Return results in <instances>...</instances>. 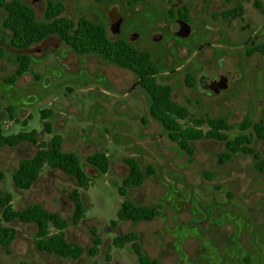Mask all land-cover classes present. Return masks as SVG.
Returning <instances> with one entry per match:
<instances>
[{
    "label": "rangeland",
    "instance_id": "374dc122",
    "mask_svg": "<svg viewBox=\"0 0 264 264\" xmlns=\"http://www.w3.org/2000/svg\"><path fill=\"white\" fill-rule=\"evenodd\" d=\"M21 1L44 20L47 0ZM59 1L64 4L60 15L74 21L85 16L103 24L111 39L121 37L149 51L160 69L157 81L171 85L172 97L187 107L188 119L225 116L232 124L226 131L231 138L245 115L264 122V54L254 48L264 41V0H144L131 6L125 0ZM182 6L188 7L190 17L185 36L176 34L178 25L168 16V9ZM225 10L231 13L222 14ZM113 11L122 17L115 30ZM3 15L0 9V44L6 49L0 59L3 132L34 129L38 141L49 143L51 133L43 129L39 110L52 109V133L61 134L62 149L78 155L91 181L87 189L79 188L84 216L76 225L69 221L65 229L67 240L84 249L79 258L38 251L35 225L14 221L5 222L17 234L8 250L0 245V264H138L130 242L112 244L115 235L129 230L137 233L149 257L164 264H264V167L259 169L251 154L237 152L218 163L223 144L206 138L191 141V153L181 150L156 121L142 122L149 99L130 70L97 53L77 54L55 34L26 49L15 48L1 26ZM18 52L31 56L30 66L14 83H5L2 77L16 67ZM187 73L194 78L193 86L184 82ZM220 75L226 77V86L217 93L197 85L201 77L207 82ZM250 145L264 160V139L253 138ZM36 148L31 142L0 147V186L12 192L14 208L36 202L69 219L74 178L44 167L27 190L11 180L19 159ZM97 150L108 156L106 173L84 159ZM127 156L135 157L142 169L150 165L154 170L126 196L156 206L158 215L113 224L124 198L117 186L127 174ZM91 229L101 241L94 254L87 253Z\"/></svg>",
    "mask_w": 264,
    "mask_h": 264
},
{
    "label": "trees",
    "instance_id": "16d2710c",
    "mask_svg": "<svg viewBox=\"0 0 264 264\" xmlns=\"http://www.w3.org/2000/svg\"><path fill=\"white\" fill-rule=\"evenodd\" d=\"M98 2L104 0H96ZM129 3L138 0H127ZM0 9L4 11L1 26L8 30L10 44L19 49H26L32 44L43 41L51 35H57L62 42L77 54L97 53L106 60L117 66L130 70L138 82V86L147 94L149 102L146 107V115L141 117L142 122L154 120L159 124L167 137L181 150L191 153L190 142L196 139H215L222 142L224 149L217 153L218 163L228 160L232 154L242 152L251 154L256 159L259 169H263L264 160L259 157L258 152L250 145L253 138L264 139V122L261 119L254 120L245 115L236 126L239 133L229 137L227 130L232 128L225 116H210L188 119V109L185 105L177 102L172 97V87L167 83H160L156 76L160 69L152 59L147 50H139L124 38L111 39L105 26L85 16L76 21L60 15L64 11V4L59 0H47L44 9V20H38L34 9L21 0H0ZM235 11L241 14V8ZM228 16L231 12L221 11ZM175 15L188 18L186 7L177 11L170 10L169 16ZM256 50L264 54V41L256 45ZM6 49L0 44V59L4 56ZM16 67L14 70L2 77L5 83H14L18 76L25 73L31 62V56L27 53L14 54ZM184 82L188 86L194 85V78L187 73ZM11 110V107H9ZM53 114L52 109L42 108L39 117L42 127L47 133H51L49 143L38 141L36 131L19 130L14 133H4L0 126V147H14L22 142H31L37 145L31 156L19 159L16 167L11 172V180L14 186L21 190L29 189L38 179L44 167L59 169L74 178L76 187L69 192L73 210L69 219L63 217L57 211L44 208L40 203H30L22 208H14L12 205L13 194L0 186V245L8 250L9 245L17 234V230L10 224L14 221L22 223H33L35 231L33 242L35 248L40 252L54 254L59 257L77 259L84 249L75 242H69L65 235V229L69 221L76 225L85 213L79 188L87 189L90 178L80 165L78 155L71 150H63V138L57 132L52 133V122L48 119ZM10 117L12 115L10 114ZM25 125L26 121L22 120ZM206 125V129L202 128ZM246 130H248L246 132ZM86 163L96 168L101 173H106L109 167V159L104 151L97 150L84 157ZM128 167L127 174L121 179L117 186V192L124 196L117 212L115 221H141L152 220L158 215L156 206L137 204L129 199L126 194L129 189L139 187L146 174L153 172V167L148 165L142 169L136 158L125 157ZM0 177L2 174L0 173ZM92 245L87 253L97 252L100 238L94 229H91ZM131 243V249L136 256L138 264H164L155 258L149 257L142 249L138 235L129 230L119 233L112 238V244L123 247ZM108 264V263H106Z\"/></svg>",
    "mask_w": 264,
    "mask_h": 264
},
{
    "label": "water",
    "instance_id": "95a60500",
    "mask_svg": "<svg viewBox=\"0 0 264 264\" xmlns=\"http://www.w3.org/2000/svg\"><path fill=\"white\" fill-rule=\"evenodd\" d=\"M119 22H120V17L116 13L115 16L112 17L111 28L114 30L117 29ZM178 24H179V29L176 31V34L179 36H185L189 31V26L182 20H178ZM159 36H160L159 34L156 35V37H159ZM19 53H22V52H19ZM225 86H226V77L222 75L217 76L216 79L212 81L210 85V87L216 92Z\"/></svg>",
    "mask_w": 264,
    "mask_h": 264
},
{
    "label": "flooded vegetation",
    "instance_id": "af4514ba",
    "mask_svg": "<svg viewBox=\"0 0 264 264\" xmlns=\"http://www.w3.org/2000/svg\"><path fill=\"white\" fill-rule=\"evenodd\" d=\"M96 1V0H95ZM104 1H113V0H104ZM141 1H144V0H138V1H135V2H132V3H129L127 0H125V2L128 4V5H133V4H135V3H137V2H141ZM96 2H98V1H96ZM101 2H103V1H101ZM182 7H186V9H187V15H188V18L187 19H185V18H182V17H179V16H177V15H175L174 17H170L169 16V11L171 10V9H168V16L170 17V18H172L176 23H177V25H178V29H179V24H178V20H182V21H184L188 26H189V29H190V25H189V19H190V17H189V9H188V7L187 6H182ZM182 7H178V8H176L174 11H177L178 9H180V8H182ZM117 12H115L114 13V11L112 12V17H114L115 16V14H116ZM119 15V17H120V21H121V19H122V17H121V15L120 14H118ZM111 20H112V18H111ZM120 23V22H119ZM119 26V25H118ZM118 29V28H117ZM177 29V30H178ZM157 35V34H156ZM160 35V34H159ZM134 36H136V35H133V37ZM46 39V38H45ZM44 39V40H45ZM262 42V41H261ZM261 42H259V43H261ZM259 43H256L255 45H254V48H255V52H258L257 50H256V45L257 44H259ZM258 53H260V52H258ZM260 54H262V53H260ZM215 79H216V77H215ZM214 81V80H213ZM211 82H212V80H209V81H205L202 77L201 78H199L198 79V87H200V88H202V90L203 91H208V92H211V91H213L214 93H217V92H219V90L216 92V91H214L211 87H210V85H211ZM136 83L138 84V82H137V80H136ZM16 237V236H15ZM13 241V240H12Z\"/></svg>",
    "mask_w": 264,
    "mask_h": 264
}]
</instances>
